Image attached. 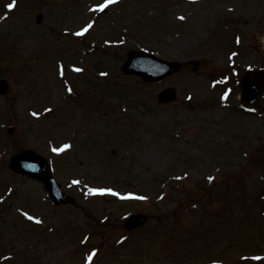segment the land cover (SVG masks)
<instances>
[{
    "label": "rangeland",
    "instance_id": "rangeland-1",
    "mask_svg": "<svg viewBox=\"0 0 264 264\" xmlns=\"http://www.w3.org/2000/svg\"><path fill=\"white\" fill-rule=\"evenodd\" d=\"M105 2L0 0V264H264V108L239 101L264 67V0ZM132 51L180 69L126 76ZM23 150L74 205L6 170ZM134 212L149 222L127 231Z\"/></svg>",
    "mask_w": 264,
    "mask_h": 264
},
{
    "label": "water",
    "instance_id": "water-1",
    "mask_svg": "<svg viewBox=\"0 0 264 264\" xmlns=\"http://www.w3.org/2000/svg\"><path fill=\"white\" fill-rule=\"evenodd\" d=\"M178 66V64L158 60L147 53H132L125 64L124 71L127 74H137L147 80H154L170 75L178 69ZM256 76V83H252L249 78H247L243 84L244 94L242 100L247 104H256L262 99L261 87L264 85V71L256 73ZM7 89V82L0 81V93H5ZM255 96H257L256 99ZM173 98L174 90H167L160 95L161 102L170 101ZM11 168L15 170L16 173L19 172L24 175L28 174L30 177L40 178L48 189H50V186L54 185L50 169L40 157L33 153L26 152L14 157L11 162ZM40 176H42V178ZM54 198H56V196H54ZM62 200L65 201L66 199L64 198ZM57 201L61 202V200ZM145 220L146 219L142 216H134L127 221V225L129 228H134L143 224Z\"/></svg>",
    "mask_w": 264,
    "mask_h": 264
},
{
    "label": "snow or ice",
    "instance_id": "snow-or-ice-1",
    "mask_svg": "<svg viewBox=\"0 0 264 264\" xmlns=\"http://www.w3.org/2000/svg\"><path fill=\"white\" fill-rule=\"evenodd\" d=\"M116 2H118V0H106V2L104 4L99 5V10L103 11L106 7H108L109 4L116 3ZM9 7L11 8V7H13V5H9ZM181 19H183V17H181ZM91 27H92V25L89 24L87 27L82 29V31L80 33H78V35H83ZM76 71H82V69L77 68ZM69 91H71V89H69ZM64 147L67 148V147H69V145H65ZM53 151L60 152V151H63V149L57 148V149H53ZM209 179L211 180V179H214V178L213 177H209ZM76 183H78V181ZM92 191L93 192H101V193H103V192H110L111 190L110 189H93ZM116 195H119V194L116 193ZM138 198L139 199H144V197H138ZM25 215H28V214L25 213ZM29 218L30 219H35L34 217H29ZM37 222H39V221H37ZM89 260H91V257H89Z\"/></svg>",
    "mask_w": 264,
    "mask_h": 264
}]
</instances>
